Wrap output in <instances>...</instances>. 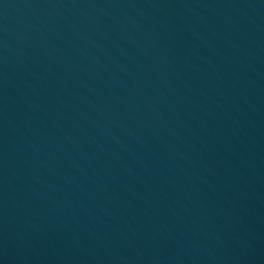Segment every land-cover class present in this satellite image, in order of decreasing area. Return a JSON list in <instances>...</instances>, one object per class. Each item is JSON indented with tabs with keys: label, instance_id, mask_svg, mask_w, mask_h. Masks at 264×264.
<instances>
[{
	"label": "water",
	"instance_id": "obj_1",
	"mask_svg": "<svg viewBox=\"0 0 264 264\" xmlns=\"http://www.w3.org/2000/svg\"><path fill=\"white\" fill-rule=\"evenodd\" d=\"M0 264H264V0H0Z\"/></svg>",
	"mask_w": 264,
	"mask_h": 264
}]
</instances>
